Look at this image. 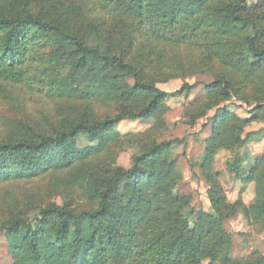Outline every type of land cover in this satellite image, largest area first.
Masks as SVG:
<instances>
[{"label": "trees", "instance_id": "obj_1", "mask_svg": "<svg viewBox=\"0 0 264 264\" xmlns=\"http://www.w3.org/2000/svg\"><path fill=\"white\" fill-rule=\"evenodd\" d=\"M86 2L117 12L121 23L130 20L122 23L120 42L92 40L86 32L93 25L83 27L77 8L69 16L31 11L27 0H0V95L35 90L54 100L116 106L111 114L73 120L54 134L27 128L19 137L0 140V184L73 171L95 203L79 211L54 203L41 209L34 223L20 216L1 223L12 264H204L205 259L208 264H264L261 254L246 261L230 258L233 234L223 224L226 205L218 184L208 190L214 213L196 208L191 195L177 191L183 175L175 150L185 138L162 139L169 129L167 101L177 94L158 86L206 73L211 65L222 67L205 91L206 97L227 103L209 107H215L211 134L197 163L210 181L217 153L229 151L227 170L241 181L242 192L256 183V200L244 206L245 214L264 222V152L250 162L248 150L260 130L246 131L263 120V101H255L248 116L231 103L232 97L245 98L241 93L249 88L254 94L263 91L264 6L257 16L248 0ZM141 37L144 42L138 44ZM194 87L185 82L179 92ZM201 103L186 108L187 124L205 115L206 101ZM138 119L151 125L140 132L117 129L123 120ZM112 142L125 144L118 153L131 150V166L117 163L108 174L87 180V171L79 167Z\"/></svg>", "mask_w": 264, "mask_h": 264}, {"label": "rangeland", "instance_id": "obj_2", "mask_svg": "<svg viewBox=\"0 0 264 264\" xmlns=\"http://www.w3.org/2000/svg\"><path fill=\"white\" fill-rule=\"evenodd\" d=\"M230 0H212V4L227 2ZM259 16L264 6L263 0H248ZM31 11L66 12L73 16L74 8L80 10V19L83 27H93L86 32L92 40L104 44L120 42L122 34V23L115 11L102 9L98 3L86 2V0H27ZM95 6V7H94ZM94 7V8H93ZM93 8V9H92ZM124 19V18H123ZM118 40V41H117ZM143 38H139L142 43ZM187 48V46H184ZM184 48V49H185ZM190 49V48H187ZM187 50H184V53ZM137 52V51H136ZM192 52V51H191ZM193 53V52H192ZM195 53H198L195 52ZM214 62V61H213ZM222 70V71H221ZM218 64L209 66L206 73L190 75L186 79H173L166 83L158 84L159 88L176 96L170 97L167 104L170 111L167 114L169 129L164 133L162 139L185 138V143L175 150L178 158V167L182 172V179L177 185V191L192 196L191 204L198 209L214 213L208 190L212 184H218L220 195L225 198L223 208L224 227L233 234V246L229 256L235 260L246 261L256 254L264 256V222L261 219L247 216L244 206L249 208L256 200V183L247 185L242 192L243 184L233 177L227 170V159L230 152L220 149L213 164V179L208 181L202 168L197 162L204 158L203 140L211 134L210 117L213 116L214 104L225 105L219 97H206L205 85L212 83L215 77L223 73ZM238 79L239 74H234ZM188 82L195 87L185 92H179L183 84ZM254 87V84H252ZM254 94L255 89L250 88L242 92L243 99L232 97L231 103L239 104L235 110L244 116L249 115V108L256 106L258 100L263 101L264 86ZM201 100V105L206 101L205 115L193 125L187 124L185 110L191 103ZM257 101V102H255ZM116 110L112 103H100L96 100L79 101L75 99L54 100L35 90L26 93H15L10 96L0 95V140H9L24 134L27 128H31L37 134H54L63 125H68L73 120L98 119ZM263 120L256 121L246 128V131H259L252 136L248 143L250 162H253L264 152V115ZM151 121L125 120L117 124V129L123 132H140L147 129ZM125 144L112 142L105 152L98 157H93L85 162L81 170L87 171L84 175L90 179V175H106L117 163L124 167H130L131 150L119 151ZM207 173V172H206ZM74 174V175H73ZM73 171L49 172L46 175L23 181L3 182L0 184V224L12 220L15 216L29 219L32 223L39 219V212L45 206L57 203L59 205L69 204L76 210L93 209L95 203L90 202L74 177ZM72 184H71V183ZM228 206V208H227ZM0 260L3 264H12V258L8 254L5 232L0 229ZM209 260L205 259L204 264Z\"/></svg>", "mask_w": 264, "mask_h": 264}, {"label": "crops", "instance_id": "obj_3", "mask_svg": "<svg viewBox=\"0 0 264 264\" xmlns=\"http://www.w3.org/2000/svg\"><path fill=\"white\" fill-rule=\"evenodd\" d=\"M123 121H125V120H123ZM119 131H121V130H119ZM121 132H123V131H121ZM127 132H135V131H127Z\"/></svg>", "mask_w": 264, "mask_h": 264}]
</instances>
